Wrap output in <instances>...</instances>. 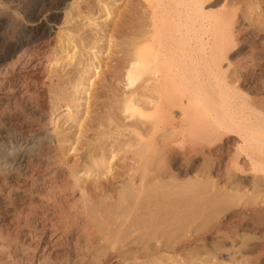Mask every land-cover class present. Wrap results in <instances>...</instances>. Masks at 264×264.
<instances>
[{
	"label": "bare ground",
	"instance_id": "1",
	"mask_svg": "<svg viewBox=\"0 0 264 264\" xmlns=\"http://www.w3.org/2000/svg\"><path fill=\"white\" fill-rule=\"evenodd\" d=\"M215 1L143 0V21L131 32L123 68L121 112L135 136L121 174L129 186L107 202L105 189L89 193L80 183L110 173L116 150L90 149L85 164L92 167L75 170L49 130L56 114L70 109L50 90L51 69L76 66V106L93 78L103 30L95 25L93 46L79 51L72 33L58 27L69 22L76 0H0V264H161L164 257L187 264L188 249H200L201 237L193 234L192 216L173 223L188 222L178 225L186 238L171 240L164 231V217L186 206L172 197L259 205L241 200L264 191V12L206 11ZM239 35L255 55L223 69ZM178 156L188 164L201 158L194 181L170 171ZM258 213H243L238 231L264 233Z\"/></svg>",
	"mask_w": 264,
	"mask_h": 264
},
{
	"label": "rangeland",
	"instance_id": "2",
	"mask_svg": "<svg viewBox=\"0 0 264 264\" xmlns=\"http://www.w3.org/2000/svg\"><path fill=\"white\" fill-rule=\"evenodd\" d=\"M76 5L75 10L69 16V22L62 24L61 21L58 27L66 30L68 34L72 33L81 51L84 47L85 50H90L93 46L89 43L93 42L91 39L95 33V25H98L97 29L103 30L102 36L100 35L102 38L95 46L100 51L99 60L95 62L94 70H91L93 78L86 85L87 91L80 95L76 106L73 101L74 96H72L76 66L62 71L58 64L51 69L48 80L50 90L56 93L63 103H67L70 109L59 111L52 120L49 130L55 138L66 166L75 170L84 168L90 149L93 152L98 151L99 147L105 150H116L110 173L104 169L98 178L95 177L96 173H93L90 179L82 177L80 183L86 190H89V193L105 189L107 202H115L120 193L129 186V182L123 183L125 176L121 174L131 163L130 159L134 149L129 148V145L134 143L135 138L132 129L127 126L131 120H128L121 112V100L127 91L124 87L123 68L131 32L137 23L143 21L145 5L143 0H116L114 3L113 0H76ZM224 9L234 11L238 15L242 11L245 13L248 11L253 17L260 9L264 12V0H216L206 8V11L218 12ZM262 20L264 25V17ZM237 40L238 43L229 48L223 56V69L233 70L244 66L255 55V50L242 35H239ZM89 52L92 55V50ZM111 146L114 148L110 149ZM107 154L109 155L110 152ZM226 161L229 159L226 158ZM85 165L87 168L92 167L93 164ZM201 166L200 157L188 164L185 158L178 156L170 166V171L178 175L182 181H187V179L194 181L196 172ZM249 171L250 174L255 173L252 170ZM82 175L83 172L79 174V176ZM250 179V177L246 178L247 189L251 187ZM213 181L208 179L209 183H214ZM220 183H222L221 180L216 182V184ZM180 193L172 199L186 206L179 210L182 213L177 216H165L164 219L168 221L163 229L171 232L169 236L171 240H182L186 238V234L184 230L178 229V225H186L188 222L183 221L178 225L176 222L173 223L176 218L193 217L195 221L193 228L196 231L193 234L201 237L198 244L200 249H195V246L188 249L193 251L191 254L193 258H189L187 264H254L258 259L264 258V240L262 239L264 233L258 230L260 234L254 231L253 235H248L246 231L239 232L236 227L243 213L249 214L252 210L264 213V191L255 194L249 192V196L241 200L244 202L256 200L259 204L254 208L249 206L248 209L241 207L240 201L230 207L214 206L215 199H208L205 196L197 199ZM111 198L115 199L111 200ZM238 200L239 197L236 201ZM163 210L166 209L163 208ZM151 216L152 214L147 215L146 218ZM243 240L246 241V246L239 247ZM127 263L142 264L139 260H128L119 264ZM161 264H170V260L164 257Z\"/></svg>",
	"mask_w": 264,
	"mask_h": 264
}]
</instances>
